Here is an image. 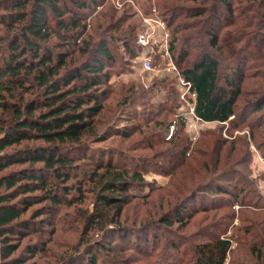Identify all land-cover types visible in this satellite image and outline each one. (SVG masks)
Wrapping results in <instances>:
<instances>
[{
  "label": "trees",
  "instance_id": "16d2710c",
  "mask_svg": "<svg viewBox=\"0 0 264 264\" xmlns=\"http://www.w3.org/2000/svg\"><path fill=\"white\" fill-rule=\"evenodd\" d=\"M101 1L0 0V258L3 264H26V255L34 257L36 252L43 251L50 238L42 240L41 226H50L53 232L51 225L57 209L61 205L83 204L86 189L94 193L96 212L78 214L84 222L83 234L95 227L105 236L110 234V238L114 233H125L121 239L124 240L128 232L172 223L173 217L178 219L180 215L179 210L174 214L176 205L159 219L142 220L137 227L122 223L121 214L134 196L129 194L130 188L134 182L142 183L143 177L135 170L129 172L122 163L113 162L114 155L109 151L92 145L93 141H105L111 135L127 138L139 131L134 125L135 116L125 119L127 124L119 125L114 120L107 126L101 117L110 70L119 63L120 46L129 57L138 56V32L133 26L124 25L131 4L125 2L123 6L128 7L116 18L114 6L95 13ZM175 1L163 0L159 15L168 30L175 19L178 21L169 30V49L180 76L195 93L191 100L195 115L205 122H232L237 116V101L247 91V85L262 92L245 100L241 111L261 109L264 73L256 72L264 68L263 42L261 47L257 45L256 67L259 68L253 70L255 74L251 77L246 75L245 62L251 57L246 45L253 41L249 42L248 37L256 32L261 34L258 30L264 29V0H252L262 17L253 28L257 29L250 30L232 20L230 26L234 27L226 28L221 35L219 31L224 25L219 21V7L227 8L232 15L229 0H215L212 12L205 6H181ZM93 14H98L96 26L90 25L89 31L88 20ZM262 39L264 36L257 40ZM76 54L83 58L77 60ZM248 80H253V84H248ZM173 81L165 78L160 83L169 86L166 91L173 94L177 90ZM178 116L180 125H185L184 116ZM176 121L171 122L174 131L168 141L177 139ZM100 124L103 126L99 127ZM207 144L214 147L210 170L215 171L220 166L224 144L215 136L200 147ZM230 170L226 168L221 173ZM216 178L211 180L219 181ZM218 185L216 192L226 191L236 197L246 187L243 182L235 183L233 186L240 187L235 192L225 190L224 184ZM193 194L191 190L179 203ZM34 204L39 206L24 218ZM30 229L39 232L41 239L16 252ZM113 245V240L105 243L101 238L96 240L95 247L97 252L107 249L111 252ZM230 245L228 238L210 236L195 244L192 264H225ZM89 247L91 244L86 246ZM75 252L67 256L64 264H78L75 262L80 258L78 251ZM97 260L92 251H86L82 263L96 264Z\"/></svg>",
  "mask_w": 264,
  "mask_h": 264
},
{
  "label": "rangeland",
  "instance_id": "374dc122",
  "mask_svg": "<svg viewBox=\"0 0 264 264\" xmlns=\"http://www.w3.org/2000/svg\"><path fill=\"white\" fill-rule=\"evenodd\" d=\"M162 1L140 0L135 3L131 0H102L95 13L106 12L114 6L117 18L124 7H128L123 4L130 3L131 10L127 9L130 14L125 18L124 25L133 26L135 32H141L145 29L141 14L144 15L155 7L156 14L160 16L159 7ZM229 1L233 9L232 15L228 13L227 8L219 7V21L224 25L219 31L220 35L226 28L234 27L230 26L232 20L245 24L250 30L257 29L253 28L262 17L257 8L253 7L252 0ZM175 2L181 6H205L212 12L215 0H205V5L201 0ZM97 15L93 14L89 18V31L96 26ZM176 22L178 21L175 19L171 28ZM247 24L251 26L248 27ZM171 28L169 27V30ZM258 31L261 34L256 32L250 35L248 40L253 41L246 45L251 54L250 59L245 62L248 77L253 76V70L259 68L256 67V55L259 53L257 45L261 47L264 39L260 42L257 39L264 36V29ZM158 50L156 46L152 69L146 71L142 68L141 54L147 52V49L138 47V56L129 57L120 46L119 63L110 70L111 76L106 86L107 94L103 100L101 117L107 126V123L114 120H117L119 125L127 124L129 122L125 119L135 116L134 125L139 131L127 138L117 134L111 135L105 141H93L92 145L109 151L114 155L113 162L122 163L129 172L135 170L143 177L142 183L134 182L130 188L129 194L136 197L129 198L131 202L121 214L122 223L137 227L142 220L159 219L176 205L178 207L174 214L179 210L182 219H179V216L178 219L173 217L172 223L156 224L147 231L128 232L124 240L121 239L125 233H114L113 238H110V234L105 236L104 232L96 231L95 227L83 234L84 222L78 214L81 211L96 212L94 193L86 189V200L83 204L61 205L57 209L51 225L53 232L50 226H41L42 240L50 238V241L46 243L44 250L36 252L34 257L26 255V264H64L67 256L76 253L75 251H78L77 258H80L75 262L78 264H87L82 263L86 251H92L97 256L96 264H192L195 244L204 242L210 236L220 235L231 241L225 264H264V106L258 110L241 111L244 101L260 94L262 89L247 85V91L237 101V116L232 122L196 123L190 113L193 98L190 94L182 96L185 85L181 81L179 69L173 60L175 68L168 69L169 58L161 56ZM169 53L172 56L171 52ZM75 56L77 60L83 58L77 54ZM256 73L263 74L264 68ZM165 78L174 80L177 88L175 93H168L166 90L169 86L164 87L160 83ZM248 81V84H253V80ZM252 92L255 94L251 95ZM178 114L184 116L185 125L181 126L180 121L178 122ZM175 121L177 139L175 142L168 141L167 129ZM102 126L103 124H100L99 127ZM248 129L251 132H248ZM214 136L224 146L220 152L222 159L219 168L211 171L214 160L210 159L214 147L201 145L207 150L201 151L200 144L210 141ZM226 168H231L230 172L221 173ZM215 177L220 178L219 181L211 180ZM238 182H243L246 187L239 190V186H233ZM200 184L203 185L201 188ZM218 184H224L225 190H239V196L230 195L226 191L216 192V187H220ZM191 190H194V194L186 198L184 203L185 199L179 203ZM38 206L39 204L32 205L23 217L30 216ZM143 211L145 212L142 214ZM39 218L41 216L36 217L35 222H38ZM101 238L105 243L113 240L111 252H107L108 249L106 252L96 251V240ZM40 239L39 232L30 229L20 240L16 252L26 245L32 246ZM129 243L130 245H127ZM89 244L91 247L86 248ZM0 264H3L1 258Z\"/></svg>",
  "mask_w": 264,
  "mask_h": 264
},
{
  "label": "built area",
  "instance_id": "2783aa9c",
  "mask_svg": "<svg viewBox=\"0 0 264 264\" xmlns=\"http://www.w3.org/2000/svg\"><path fill=\"white\" fill-rule=\"evenodd\" d=\"M121 6V4H117ZM156 8L152 7V10L148 13L141 14V21L145 24V29L137 34V44L139 48L147 49V52L141 54L142 68L143 70L152 69V59L155 54V47L159 48V53L161 56H167L169 58V63L167 66L170 68H175L174 63L172 62L170 55V33L167 28L165 21L156 14ZM182 83L185 85V92L182 93V96L185 94H190L191 97L195 98V93L191 92L189 87L190 83L181 79ZM190 113L192 114L193 120L199 123L202 121L198 116L195 115L193 110V102L190 103ZM192 125V124H191ZM174 131V124L170 125L167 138L169 139Z\"/></svg>",
  "mask_w": 264,
  "mask_h": 264
}]
</instances>
